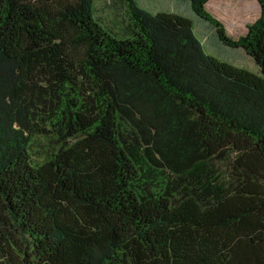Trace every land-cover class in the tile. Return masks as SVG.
Returning <instances> with one entry per match:
<instances>
[{"label":"trees","instance_id":"obj_1","mask_svg":"<svg viewBox=\"0 0 264 264\" xmlns=\"http://www.w3.org/2000/svg\"><path fill=\"white\" fill-rule=\"evenodd\" d=\"M121 0H0V264H264V0L237 38ZM196 18V19H197ZM201 34V35H202Z\"/></svg>","mask_w":264,"mask_h":264},{"label":"rangeland","instance_id":"obj_2","mask_svg":"<svg viewBox=\"0 0 264 264\" xmlns=\"http://www.w3.org/2000/svg\"><path fill=\"white\" fill-rule=\"evenodd\" d=\"M136 2L149 12L170 11L187 18L189 17L195 28V34L202 42L205 52L242 70L259 74L253 59L241 48H239L241 54H237L235 48H224V50L215 51L207 43L203 42L202 39H205V34H199L198 26L195 27L197 21L202 20L197 17L196 19L192 15L186 0H136ZM204 7L213 17L220 20L226 33L234 38L244 34L247 26L257 19L260 12L256 0H207ZM94 12L105 26L111 28L117 34L122 35L125 32L126 15L121 0H94Z\"/></svg>","mask_w":264,"mask_h":264},{"label":"water","instance_id":"obj_3","mask_svg":"<svg viewBox=\"0 0 264 264\" xmlns=\"http://www.w3.org/2000/svg\"><path fill=\"white\" fill-rule=\"evenodd\" d=\"M257 1V0H256ZM257 4L259 5L258 1H257ZM260 9V8H259Z\"/></svg>","mask_w":264,"mask_h":264},{"label":"bare ground","instance_id":"obj_4","mask_svg":"<svg viewBox=\"0 0 264 264\" xmlns=\"http://www.w3.org/2000/svg\"><path fill=\"white\" fill-rule=\"evenodd\" d=\"M257 2V1H256Z\"/></svg>","mask_w":264,"mask_h":264}]
</instances>
